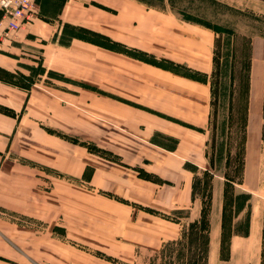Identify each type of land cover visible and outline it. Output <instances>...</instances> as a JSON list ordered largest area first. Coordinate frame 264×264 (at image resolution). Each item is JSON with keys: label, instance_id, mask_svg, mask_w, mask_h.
Listing matches in <instances>:
<instances>
[{"label": "rangeland", "instance_id": "374dc122", "mask_svg": "<svg viewBox=\"0 0 264 264\" xmlns=\"http://www.w3.org/2000/svg\"><path fill=\"white\" fill-rule=\"evenodd\" d=\"M140 1L152 6L166 7L183 25H199L210 30L213 34V54L217 39L219 73L216 98L208 119L210 121L202 128L203 134L199 133V127L184 121V143L175 153H168L152 145L149 140L161 141L168 147H173L175 139L164 132H158L168 125L166 121L169 118L155 112L152 109L155 106L140 103L144 98L145 102L150 99L149 87H165L162 84L163 78L154 75L151 78L139 66L135 67L132 63L116 58L110 57L109 63L105 64L99 51L79 48L63 52L62 63L66 66L72 65L76 70L70 74L75 77L72 78L68 73L46 68L42 64L39 45L32 43L29 50L28 43L19 41L17 34L23 27L0 40V48L7 40L14 42L13 47L11 44L7 48L6 54L10 55L7 56V61L3 58L0 60L9 67L0 66V82L14 87L15 97H23L19 106L0 101V227L24 242L26 249L45 264H58L59 261L61 264H68L72 247L107 260L112 261L115 258V264H227L222 255L228 252L229 236L227 232L226 236H221L220 211L211 210L210 207L205 209V216L209 219L207 235L199 229L198 219L190 222L196 214L200 199L206 206L211 180L217 174L224 176L223 181L228 177L233 181L226 186L234 195L231 206L227 208L233 215L231 227L235 231L246 229L250 194L238 186L243 174L246 134L245 84L251 51L250 36L264 31V15L258 13L257 9L255 12L252 8H238L224 0ZM246 2L240 4L243 6L252 3L258 6L257 0ZM36 11L38 14L39 6ZM167 22L158 16V38L168 45V49L178 48L179 45L183 47L186 43L184 37L188 35L183 31L184 27L177 29L176 25ZM0 27H3L2 24ZM66 36H77L114 50L123 48L120 42L85 26L64 24L59 38ZM173 45L175 47H171ZM128 51L139 59L150 58L183 72L187 69L169 58H156L154 54L140 50ZM118 64L122 66L119 70ZM208 78L210 81V75ZM102 79L106 84L114 86L138 82L133 87L134 93H131V98L135 100H129L124 92L122 94L125 96L119 94L118 98L117 93L101 88ZM17 90L22 92L21 95H17ZM167 92L171 96H184L173 85ZM153 96L156 97V94ZM103 113L108 116H102ZM262 134L264 143V126ZM203 146L207 165L205 169L196 167L194 202L189 205L184 203L185 186L181 185L175 190L169 212L156 207L157 212L180 221L178 237L165 241L156 250H140L136 260H132L133 263L88 244H92V241L101 243L102 240H106V244H112L114 239L108 237L109 233L104 230H108L106 226H112L116 222V210H112L107 200L91 195L95 190H88L89 187L85 193L76 195L69 192L77 201L68 199L69 196L63 189V182H67V175L62 172L67 168L64 162L73 159L76 161L74 167L79 168L82 159L84 160L83 153L89 152L123 166H135L138 174L141 172L161 183L162 180L177 179L178 175L175 173L182 158ZM148 161L154 164L149 166L151 171L145 168L144 163ZM202 162L204 158L200 154V163ZM91 168L86 166L81 177L88 178ZM161 172L169 176L161 177ZM55 177L60 178L61 186L55 184ZM108 193L110 197L118 199L117 195ZM22 204H28L23 212ZM238 211L240 214L235 219L237 221L234 227V213L237 214ZM72 213L81 223H76L74 219L70 222L69 215ZM67 221L72 228L77 226L72 233L77 238L66 235ZM190 223L192 224L189 225ZM18 226L28 228V231L19 229ZM103 235L107 236L103 238ZM262 242L260 256L261 264H264V235ZM219 243L222 253L216 249L212 260V245L216 244L219 248Z\"/></svg>", "mask_w": 264, "mask_h": 264}, {"label": "crops", "instance_id": "0c3cea01", "mask_svg": "<svg viewBox=\"0 0 264 264\" xmlns=\"http://www.w3.org/2000/svg\"><path fill=\"white\" fill-rule=\"evenodd\" d=\"M224 1L238 8H252L253 11L257 9L258 13L264 15V0H257L260 8L252 3L242 6L241 4L247 3L246 0ZM37 6H39L38 14L18 32L17 38L19 41L28 43L29 50H31L30 45L32 43L40 46L42 64L46 68L68 73L69 77L75 78L71 76V73L76 72V70L72 68V65H64L62 61L64 60L63 52L75 51L78 48L99 51L100 56L104 57L105 64L109 63L110 57L122 62L132 63L133 66H139L138 68L149 73L151 78H154L153 75L163 78L162 84L165 86L163 88L157 87V89L149 87L151 88L150 99L145 102L146 98H144L145 100L140 103H145L150 107L155 106L152 108L155 112L165 115L169 119L171 118L168 121L164 119L168 122V125L158 132H164L168 137H173L175 143L173 147H168L165 143L148 137L150 143L168 153H175L184 143V127H186L184 121L190 122L192 126L199 127L201 132L197 131V133L203 134L202 128L207 125L211 110L210 81L208 77L213 63V34L210 30L199 25H189L188 23L183 25V23H179L180 21L175 16L171 15L172 12L166 7L148 5L140 0H37ZM158 16L167 20L171 25H176L177 29L184 27L183 31L185 30L184 32H187L188 35L184 37L186 43L183 47L179 45L178 48L168 49V45L158 38L156 31ZM64 24L88 27L120 42L123 48L114 50L107 46L80 39L77 36L59 38ZM12 43H14L12 40L3 43L2 48H0V60L3 58L7 61V56H10L6 54L7 48ZM250 44L243 174L241 182L238 183L243 191L250 194V199L248 213L246 214L245 231L234 230L230 236L227 256L223 258L226 259L227 264H261L260 253L264 226V143L262 137L264 122V31L252 34ZM13 46L12 44L11 47ZM2 49H5V51L3 52ZM128 50H140L147 54H154L156 58H169L174 62L181 63L187 69H184L183 72L178 68L159 64L150 58L143 59L142 57V59H139L134 57ZM0 66L9 68L1 62ZM121 68L122 66L118 64L117 69ZM100 82L101 88L117 93L118 98H120L119 94L123 95L124 92L129 100H135L131 98V93H134L133 87H136L139 84L138 82L127 83L125 86L122 84L123 87L106 84L103 79ZM172 85L176 89H180L184 96L169 95L167 90ZM141 86L146 89L145 86ZM14 89V87L0 82V101L19 106L23 102V97H15L13 95L15 94ZM17 91V95H21L22 92ZM153 94H156V97ZM118 98L116 99L121 100ZM140 113L141 111H139ZM143 113L146 114L145 111ZM104 115L108 116L103 113L102 116ZM84 153L82 156L84 160L82 159L79 168L74 167L76 161L73 159L70 162H64L67 168L63 169L65 171L62 172L66 173L67 177L65 179L67 182H63V189L67 192L68 199L77 201L75 196L71 197L70 194L85 193L87 187H89L88 190H95V193L91 195L107 200V203L112 206V210H116V214H114L116 222L112 226H106L108 230H104L109 233L110 236L108 237L114 239L112 244L108 243V245L106 240H102L101 243L92 241V244L88 243L89 245H94V247L102 249L112 256L122 260L127 259L133 263L140 250H156L165 241L178 237L180 221L157 212L156 207L169 212L174 200L175 190L181 185L185 186L184 203L189 205L194 202L196 167L199 166L205 169L207 165L204 146L182 158V162L175 173L178 175L177 179H166L162 180L161 183L142 177L135 170V166L129 164L123 166L102 157L98 158L89 152ZM200 154L204 158L202 163H200ZM144 164L145 168L150 171L149 166H154L151 161ZM86 166H91L92 171L88 178H83L81 176ZM159 175L164 178L169 176L165 175L164 172L159 173ZM223 177L219 174L213 176L207 199L208 207L211 210L220 211V225L224 207V188L227 182V178L225 181L222 180ZM54 179L58 182H55V184L62 185L60 178L55 177ZM54 189L56 188L54 187ZM214 191H216V194H214ZM108 192L117 195L118 199L110 197ZM5 195L9 196L8 193ZM83 195L89 197L87 194ZM27 205L22 204V212L25 211L24 208ZM73 205L75 206V204ZM203 207L204 203L200 199V204L196 206V214L190 222L199 219ZM234 214L235 227L237 221L235 219L239 216L240 211ZM69 216L70 222L74 219L76 223H81L80 220L74 217L73 213ZM87 224L88 221H86ZM66 225V235L77 238L72 235L77 226L72 228L71 224L68 225V221ZM18 227L28 231V228ZM105 236L107 235H103V238ZM217 246L216 244L212 245V251L210 252L212 260L214 259V251L216 249L219 250V253L221 251L220 243L219 248ZM114 260L115 258H112V261L107 260L83 249L72 247L68 264H115ZM0 264L45 263L30 253L24 242L12 237L10 231L0 227ZM58 264H61V262L59 261Z\"/></svg>", "mask_w": 264, "mask_h": 264}, {"label": "trees", "instance_id": "16d2710c", "mask_svg": "<svg viewBox=\"0 0 264 264\" xmlns=\"http://www.w3.org/2000/svg\"><path fill=\"white\" fill-rule=\"evenodd\" d=\"M215 29V28H214ZM217 31V29H215ZM216 41L217 39H215V44H214V54H213V63H212V69H211V73H210V106H211V112L212 113V107L214 104V99L216 98V90H217V76L219 73V60H218V55H217V50H216ZM250 59V57H249ZM248 69H247V78H246V84H245V88H246V107H245V127H246V121H247V100H248V89H249V78H248V70H249V61H248V65H247ZM263 111H264V104H263ZM209 119H210V115H209ZM210 121V120H209ZM208 121V122H209ZM263 126H264V122H263ZM263 132V129H262ZM263 137V134H262ZM139 175H141L142 177L145 178H149V176L144 175L143 173L139 172ZM149 179H152V177H150ZM154 180V178H153ZM242 179H240L238 182H241ZM231 184V182H233L231 179H229V177L227 178V182H226V186L227 184ZM226 186L224 188V207H223V213H222V222H221V226H222V230H221V236H226V232L228 234V243H229V239L230 236L232 235V233L234 232V228H232V220H233V215L232 212L227 211V208L229 209V206H231L232 201L234 200V195L233 193L229 192V189H226ZM209 193V192H208ZM206 206H204L202 208V212L201 215L199 217V222H200V227L199 229L204 231L206 233V235L209 232V219L205 216V209L208 207L209 203L207 201V203L205 204ZM192 223H190L189 225H191ZM263 235H264V226H263ZM263 237V236H262ZM223 238V237H222ZM226 238V237H225ZM263 243V242H262ZM164 246V245H163ZM222 253V251L220 252ZM226 255H222V257H226Z\"/></svg>", "mask_w": 264, "mask_h": 264}, {"label": "built area", "instance_id": "2783aa9c", "mask_svg": "<svg viewBox=\"0 0 264 264\" xmlns=\"http://www.w3.org/2000/svg\"><path fill=\"white\" fill-rule=\"evenodd\" d=\"M37 0H0V40L36 17Z\"/></svg>", "mask_w": 264, "mask_h": 264}]
</instances>
